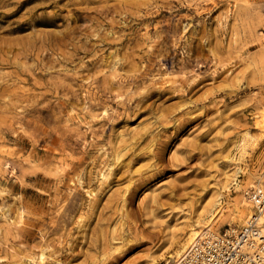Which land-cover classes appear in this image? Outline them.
<instances>
[{"label":"rangeland","instance_id":"rangeland-1","mask_svg":"<svg viewBox=\"0 0 264 264\" xmlns=\"http://www.w3.org/2000/svg\"><path fill=\"white\" fill-rule=\"evenodd\" d=\"M50 1L0 7V264H165L241 225L264 0Z\"/></svg>","mask_w":264,"mask_h":264},{"label":"built area","instance_id":"built-area-1","mask_svg":"<svg viewBox=\"0 0 264 264\" xmlns=\"http://www.w3.org/2000/svg\"><path fill=\"white\" fill-rule=\"evenodd\" d=\"M253 211L237 227L205 229L204 233L165 264H264V186L248 192Z\"/></svg>","mask_w":264,"mask_h":264},{"label":"bare ground","instance_id":"bare-ground-1","mask_svg":"<svg viewBox=\"0 0 264 264\" xmlns=\"http://www.w3.org/2000/svg\"><path fill=\"white\" fill-rule=\"evenodd\" d=\"M53 2H55V0H51L48 3L52 4ZM8 4H9V2H7V0H0V7L8 5ZM1 11H3V10H0V13H1ZM25 23L28 25L31 24V17L28 20H25ZM18 27H19V25L16 28H18ZM118 84H120V83L118 82ZM217 203L218 202H216L215 204H217ZM235 213H236L237 217H239L240 219H243V222H242V224H243L251 213V203H249L247 196L243 197L242 200L239 201V203L236 206ZM213 219L214 218H210V219H206L205 217L200 218L195 224H193L191 226L190 232H189L187 238L184 239L183 241H181L180 246L182 248L177 249L175 251L174 255L170 254V255H168V257H173V258L180 257L182 252L196 239V237H198L199 235L204 233L205 229L214 230V229H212L213 225H214ZM234 221H236L235 218L230 223L232 224ZM229 227L232 228L233 226L229 225ZM169 260H167L165 263L169 262Z\"/></svg>","mask_w":264,"mask_h":264}]
</instances>
